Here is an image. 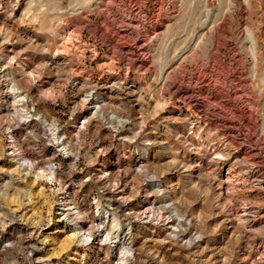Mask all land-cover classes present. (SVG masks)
<instances>
[{
    "label": "rangeland",
    "instance_id": "obj_1",
    "mask_svg": "<svg viewBox=\"0 0 264 264\" xmlns=\"http://www.w3.org/2000/svg\"><path fill=\"white\" fill-rule=\"evenodd\" d=\"M205 1L0 0V264H264V0L212 72Z\"/></svg>",
    "mask_w": 264,
    "mask_h": 264
},
{
    "label": "bare ground",
    "instance_id": "obj_2",
    "mask_svg": "<svg viewBox=\"0 0 264 264\" xmlns=\"http://www.w3.org/2000/svg\"><path fill=\"white\" fill-rule=\"evenodd\" d=\"M251 3H252V0H219V3H218L219 14L218 15H213L212 17H209L208 13H210L212 11L213 7L215 6V2H214V0H206L205 1L204 5H205V8H206L207 16H206V18L204 19V21L202 23V29H203V35L202 36H203V38H207L208 42L206 43L207 46L202 43L204 45V47L206 46V50L205 49L203 50V52L205 51L204 60L202 62H200L195 56L191 60V62L194 63V64L201 63L200 64L201 65L200 68L202 70L201 69H199V70H201L202 72H212L213 68L214 67H218L221 64H223L222 61L226 60L227 57L230 58L231 62H235L236 65L237 64L238 65H245L240 51H243L246 54L251 55V57L254 59V61H257V58H258L257 50L258 49H257L256 40H255V37H254V31H253L252 24L250 22V17H249L250 10H251ZM123 33L125 34L124 31H119V35L123 34ZM115 34H117V33H115ZM232 36L235 37V40H232V38H231ZM262 36H264V28H263ZM126 39H127V41L130 39L129 41H131V38H128L127 36H126ZM144 42H145V39H144ZM231 56H232V58H231ZM127 57L128 56H126V58ZM125 60L128 61V59H125ZM226 64H228V63H226ZM233 67H234L233 65L230 66V71L233 69ZM183 72H182V74H183ZM232 72H228L227 75L231 76ZM178 74H179V72H178ZM242 78H243V76H242ZM174 79H175V77H174ZM254 79H255V77L250 76V80L249 81H251V83H252ZM224 80L226 81L227 79L224 78ZM240 80H241V78H240ZM251 86H254V85L251 84ZM251 86H250V88H251ZM246 87H247V85H246ZM250 88L248 87L246 89L248 90ZM252 88H254V87H252ZM243 89H242V91H244ZM200 90L203 92L202 86L200 87ZM237 94H238V92H237ZM186 95H187V93H186ZM188 99L191 100V97H188ZM219 99H220L219 96L215 97V101L219 100ZM190 103H191V101H190ZM214 105L215 104H213V106ZM196 106L197 105H194L195 108H196ZM190 107H192V106H190ZM226 107H224V108H226ZM200 110H201V108H200ZM226 112H227V110H226ZM203 117H204L205 121L208 122L209 125L212 126V124H215V122H216V123H218L219 127H223V129H224L225 122H223L222 120L211 119L210 117H207L205 115V113L202 114V118ZM113 118L114 119H118L116 117H113ZM215 129H217L216 125H215ZM226 129H228V126H227V128H225V131H226ZM223 133H221V134H223ZM227 137L225 136V138H227ZM233 137H235V136H233ZM232 142H234V141H232ZM246 166H247L248 169L255 170V166L253 165V163L252 164H248L247 163ZM218 173L217 172L215 173V177H214L215 181L219 180V174ZM262 182H263V185H264V179H263ZM156 187L159 188V184L158 183L156 184ZM170 208L174 212V206H172L170 204ZM224 209L226 210V207H224ZM226 212H227V210H226ZM232 226H234V224ZM255 264H260V263H255Z\"/></svg>",
    "mask_w": 264,
    "mask_h": 264
}]
</instances>
